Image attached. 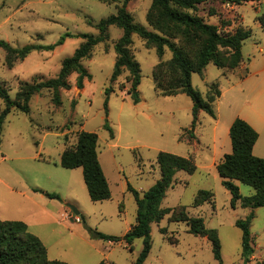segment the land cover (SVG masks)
Instances as JSON below:
<instances>
[{"label":"rangeland","instance_id":"374dc122","mask_svg":"<svg viewBox=\"0 0 264 264\" xmlns=\"http://www.w3.org/2000/svg\"><path fill=\"white\" fill-rule=\"evenodd\" d=\"M152 1L127 3L134 21L150 30L154 29L147 21V13ZM122 2L0 0V38L22 47L54 43L67 31L96 35V23L116 13ZM191 12L216 24L221 33H233L238 27L252 30L242 46L245 68L232 72V68L209 63L202 73H192V84L204 97L212 82H218L219 88L226 87L242 79L241 72L252 74L247 80L249 89L243 92L241 85L235 84L233 93L227 92L214 101L215 116L200 113L193 130L195 137L190 136L192 99L183 92L163 95L155 88L156 64L172 56L167 46L160 57L155 46L137 33L132 34L130 48L141 64L139 102L135 103L127 91L131 86L127 69L111 80L116 59L114 44L123 33L116 25L108 27V38L94 45L82 60L91 73L82 88L76 86L77 72H72L68 77L70 88L59 89L61 102L53 100L54 90L44 89L32 95L29 113L14 109L0 127V218L28 223L29 230L45 243L50 258L70 264H98L103 259L108 264H134L143 246L142 237L135 238L130 246L124 241L94 237L88 228L117 236L129 229L136 220L137 204L128 185L141 192L153 185L161 175L157 154L164 150L193 157L197 168L192 173L176 172L162 201L163 207L175 209L152 222V247L144 264H218L209 238L191 233L186 221H173L182 213L181 206L189 216H201L208 228L217 229L224 264H264V206L243 207L238 200L233 207L231 193L222 184L216 166L232 150L229 116L243 109L241 97L252 101L257 118L264 115V26L258 19L264 13V0H207ZM84 40L80 36L66 37L54 49L33 50L16 59L12 66L6 63L7 51L0 47V82L16 99L22 83L55 77L63 59ZM258 80L262 81L259 85ZM108 86L115 90L108 96L106 111ZM234 94L240 106L236 107V103L230 109ZM4 106L0 97V111ZM106 120L113 137L104 126ZM81 130L98 133L99 158L112 192L109 199L91 200L82 167L65 168L60 163L61 152L76 144ZM256 130L259 139L254 154L264 156V120L256 123ZM234 182L243 195L255 192L251 185ZM200 189L211 190L213 201L194 205ZM45 191L56 192L60 197H49ZM68 203L75 205L79 213L75 214ZM65 210L69 215H64ZM250 212L254 213L250 229L253 251L248 258L242 253V229L235 222Z\"/></svg>","mask_w":264,"mask_h":264},{"label":"trees","instance_id":"16d2710c","mask_svg":"<svg viewBox=\"0 0 264 264\" xmlns=\"http://www.w3.org/2000/svg\"><path fill=\"white\" fill-rule=\"evenodd\" d=\"M207 0H153L147 13V21L154 30L146 28L143 24L135 22L127 9L129 0H123L116 13L101 18L97 23L98 34L82 32L73 34L65 32L59 40L49 44H26L22 47L13 46L7 40L0 38V47L7 51L6 63L12 66L18 58H24L33 50H52L63 43L66 37L80 36L85 40L75 49L72 55L65 57L61 68L55 77L49 79L24 82L17 94L11 98L6 87L0 82V97L5 106L0 111V127L7 115L14 109L24 113L30 111V99L33 94L44 89L54 90L53 100L61 102L60 88H70L68 80L72 72H77L76 86L82 88L85 78L90 79L91 73L82 60L89 56L92 48L99 42L108 38V27L116 25L122 28L123 33L114 44L116 59L111 80L127 69L130 73L128 81L131 86L127 89L135 103L140 101L138 87L141 82V64L133 54L130 45L132 34L137 33L148 44L156 47L158 55L164 54L167 46L172 56L167 61H160L153 70V79L156 90L163 95H175L180 92L187 94L193 101L192 123L190 136H194V128L199 120V113L205 111L215 116L214 101L221 95L218 82L210 84L207 96L192 84V73H202L209 63L220 68H236L240 65L243 54L244 41L252 35L250 28L238 27L233 33H221L216 24L206 22L203 17L191 11H197L201 3ZM222 2L242 3L254 0H221ZM264 26V13L258 17ZM214 89L213 92L211 90ZM115 89L106 88L105 109L110 92ZM113 137L110 124L104 123ZM232 150L225 153L223 159L217 163V170L222 177V184L231 193V205L236 206L240 200L243 207L257 208L264 206V157L255 155L253 148L258 140L259 132L244 118L237 116L229 128ZM160 167V178L148 189L142 192L128 185L133 192L137 214L135 222L121 236L111 235L89 227L90 234L111 242L124 241L132 246L137 237L143 238V246L134 264H144L152 247L151 224L160 221L175 208L163 207L162 201L167 190L172 186L176 172L185 170L192 173L197 165L193 157L182 156L169 151L160 150L157 154ZM60 163L65 168L82 167L84 182L89 196L93 201L106 200L111 197L109 181L102 168L98 153V133L81 130L77 142L67 146L61 152ZM251 185L255 192L243 195L239 186L234 182ZM52 198H59L56 192H44ZM214 193L208 189H200L194 197V205H201L205 201H213ZM176 215L173 221H186L188 230L200 236H206L212 243V249L218 264H224L221 254V242L217 229L208 228L201 216H189L186 208ZM254 213L250 212L245 218H238L236 225L242 229L243 255L248 258L252 255L251 221ZM133 248V247H131ZM0 264H70L67 261L50 258L48 249L41 238L31 232L28 224L23 220L0 218ZM98 264H108L101 260Z\"/></svg>","mask_w":264,"mask_h":264},{"label":"crops","instance_id":"0c3cea01","mask_svg":"<svg viewBox=\"0 0 264 264\" xmlns=\"http://www.w3.org/2000/svg\"><path fill=\"white\" fill-rule=\"evenodd\" d=\"M261 51H262V48H261ZM242 53H243V51H242ZM250 62H248V64H250L251 65V63H252V60H249ZM244 66V68L246 67V64H245V61H244V57H243V60H242V64H240L238 67H236L235 69H233V70H231L232 72H234V71H236L237 70V68H239V67H243ZM230 71V72H231ZM258 71V70H257ZM254 72L255 74H257L258 72ZM239 72V71H238ZM242 74H241V77H243L242 79H236V80H234V82H230V84L228 85V86H226V87H223V86H221L220 87V90H221V95L218 97L219 99L220 98H223V97H225L226 96V93L227 92H231V93H233L234 92V88H235V84H240L241 85V88H242V91L244 92L245 91V89H249V87H250V83L247 81L248 80V78L249 77H251L252 76V74H244L243 72H241ZM255 82V81H254ZM262 81H260V80H258L257 81V84L259 85L260 83H261ZM250 93H251V91H250ZM243 94V93H242ZM217 98V99H218ZM216 99V100H217ZM234 100H235V102H232V103H230V109L231 108H234V106H235V104L236 103H238L239 105H237L236 107H238V106H240V103H239V101H238V99H237V97H236V94H234ZM240 101H241V104H242V106H243V109H241V110H239V111H237V112H235V111H233V112H231L230 113V116H229V125H231L232 124V122H233V120L237 117V116H240V117H242V118H244L246 121H248L255 129H256V123H259L261 120H264V115H260L258 118H257V116L255 115V110L257 109V108H254V106H253V103H252V101L251 100H246V99H243L242 97H241V99H240ZM246 106H251L250 108H246ZM261 111V110H260ZM201 112H203V111H201ZM200 112V113H201ZM200 113H199V115H200ZM258 139H259V137H258ZM258 141V140H257ZM257 143V142H256ZM255 143V144H256ZM254 149H255V145H254V148H253V152H254ZM260 156V155H259ZM262 157H264V156H262ZM100 159V158H99ZM239 181V180H238ZM110 184V183H109ZM67 214L69 215V213H68V211L67 210H65V216H67ZM28 224V223H27ZM29 226V225H28ZM130 228V227H129ZM45 244V243H44Z\"/></svg>","mask_w":264,"mask_h":264},{"label":"water","instance_id":"95a60500","mask_svg":"<svg viewBox=\"0 0 264 264\" xmlns=\"http://www.w3.org/2000/svg\"><path fill=\"white\" fill-rule=\"evenodd\" d=\"M68 205L71 207V209L74 211L75 214L79 213V210L77 209V207L71 203H68Z\"/></svg>","mask_w":264,"mask_h":264},{"label":"built area","instance_id":"2783aa9c","mask_svg":"<svg viewBox=\"0 0 264 264\" xmlns=\"http://www.w3.org/2000/svg\"><path fill=\"white\" fill-rule=\"evenodd\" d=\"M77 219L79 220V218L77 217Z\"/></svg>","mask_w":264,"mask_h":264}]
</instances>
